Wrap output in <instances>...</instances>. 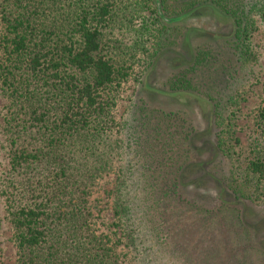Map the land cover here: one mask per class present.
I'll return each instance as SVG.
<instances>
[{
	"label": "trees",
	"instance_id": "1",
	"mask_svg": "<svg viewBox=\"0 0 264 264\" xmlns=\"http://www.w3.org/2000/svg\"><path fill=\"white\" fill-rule=\"evenodd\" d=\"M148 1L154 29L136 24L141 9L131 0H0V82L8 99L1 193L15 264H264V198L246 180L250 174L264 186V96L243 168L222 136L257 60L248 39L254 17L264 18V0ZM199 9L227 18V29L190 25ZM144 38L152 42L144 77L166 52L181 59L157 91L205 100L203 129L173 112L161 114L163 122L135 105L111 140L116 92L147 52ZM154 134L165 138L157 155L147 143ZM116 156L122 163L108 198L121 251L94 227L98 209L90 201ZM197 184L210 200L198 198Z\"/></svg>",
	"mask_w": 264,
	"mask_h": 264
},
{
	"label": "rangeland",
	"instance_id": "2",
	"mask_svg": "<svg viewBox=\"0 0 264 264\" xmlns=\"http://www.w3.org/2000/svg\"><path fill=\"white\" fill-rule=\"evenodd\" d=\"M131 1L136 2L141 9L136 24L145 22L146 26H150L151 29H154V19L150 15L151 8L149 1ZM254 21L255 29L251 32L248 44L250 49L257 55V60L255 63L251 64L247 70L245 82L243 87L240 88L241 92L236 104L231 106L229 111L226 112L227 118L224 122L228 127L224 129L226 132L222 134L224 140H227L229 147L233 150V164L239 168H243L246 164V159L248 157L247 142L252 127V117L264 96V18L255 16ZM189 24L203 29L217 31L220 29L226 30L229 21L216 12H204V10L199 9L195 12V17L189 21ZM121 40L127 42L125 36H122ZM144 40H146L145 45L147 52L142 54V57L139 56L136 58L132 63L129 69V75L116 92V102L112 109L114 125L112 126L113 131L111 133V140L114 142L118 141L117 139L120 137V135H118V130L121 129L120 123L123 121L129 122L132 119L135 105L142 106L145 112L153 113V111H155L160 115L164 112H173L171 117L177 121H181L180 119L184 118L185 126L196 128L197 130L203 129L209 111V105L205 100L185 93L168 95L157 91L163 88V78L166 71L171 69L170 66L175 62L181 64L182 60L171 58L170 60L166 56L169 52H166L161 56L160 61H157L158 63L153 67L152 70L154 73L149 76V79L145 78V66L148 63L149 54L152 50L149 48L152 42L147 40V38H144ZM169 54L172 55L171 53ZM7 106L8 99L0 82V264H15L16 247L13 240V231L8 219L5 197L1 193V185L8 167V141L4 129V118L7 116ZM161 116L163 117V122H167V118L164 115ZM153 125L154 124L149 126L150 132H152L151 129ZM153 132L157 133L154 129ZM164 139L162 138L159 140L156 134L148 139L147 143H153V145L149 147L154 155H157L156 150L160 151L161 142ZM234 139L237 140L234 141ZM134 145L138 147V145ZM134 145H132V147H134ZM168 148L169 144H167L165 151ZM114 158L116 160L114 159L115 164L113 168L97 179L91 191L90 201L92 204L94 203L96 209H98V212L94 216V227L99 232L109 235L111 237V242L121 251L120 247H122V245L120 243L119 234L113 224L114 217L110 207V199L108 198V192L114 183L116 170L118 169L116 165L122 163V161L117 160V158L120 157L116 156ZM163 158L167 159L165 155H163ZM255 179L253 175H248L246 178L249 186L248 189L252 190V193L258 197L264 198V186L259 190L260 187L254 185ZM193 190H196L200 200H210L211 197L209 196V198H207L205 195L209 192L203 185L200 186L197 184L196 187H193ZM155 253L157 252L155 251Z\"/></svg>",
	"mask_w": 264,
	"mask_h": 264
}]
</instances>
